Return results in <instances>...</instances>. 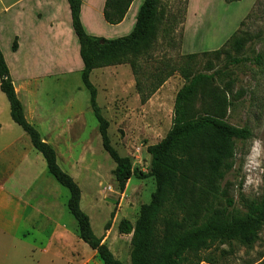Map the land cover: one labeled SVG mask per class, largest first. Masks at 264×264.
<instances>
[{
    "label": "rangeland",
    "instance_id": "374dc122",
    "mask_svg": "<svg viewBox=\"0 0 264 264\" xmlns=\"http://www.w3.org/2000/svg\"><path fill=\"white\" fill-rule=\"evenodd\" d=\"M159 10L161 22L155 45L138 61L143 75L167 63L179 67L189 55H198L197 69L207 73L221 69L230 57L243 61L226 77L205 86L194 106L198 115L211 109L224 115L232 126L246 128L252 134L249 140L236 142L233 169L223 183L234 200L235 209L246 213L245 203L264 201V0H161ZM131 20L113 30L104 20L100 26L97 21L86 19L85 28L88 32V28L94 27L97 36L117 39L132 33ZM104 30L112 32L106 35ZM234 36L243 41L241 52L230 44ZM216 51H221L219 58L204 57ZM117 69L97 74L91 81L98 90L102 115L110 122L112 147L120 156L129 158L136 171L125 191H121L115 180V163L103 149L99 124L82 83V74L72 76L70 87L66 84L60 88V95L65 91V99L64 103L57 102L56 107L64 112L61 119L71 124L67 144L57 154L62 170L81 188V208L89 216L95 235H109L108 246L114 256L123 264H131L130 236L120 235L119 225L124 220L135 225L141 208L152 200L156 181L150 176L152 157L148 147L160 143L171 130L175 99L184 81L179 75L173 76L142 104L130 65ZM55 96L49 91L45 95L48 110L54 108ZM67 97L71 98V110L66 107ZM41 132L45 136V129ZM39 157L44 163V158ZM50 179L59 189L56 193L67 209L69 191ZM113 212L116 213L113 232L107 234L104 227L111 221ZM86 247L88 253L93 252ZM200 258V264H257L264 259V230L252 249L239 243L216 244L200 253Z\"/></svg>",
    "mask_w": 264,
    "mask_h": 264
},
{
    "label": "trees",
    "instance_id": "16d2710c",
    "mask_svg": "<svg viewBox=\"0 0 264 264\" xmlns=\"http://www.w3.org/2000/svg\"><path fill=\"white\" fill-rule=\"evenodd\" d=\"M71 10L72 27L80 44L84 68L82 83L90 95V106L99 124L104 151L116 165L115 180L121 191L136 175L132 161L112 147L110 122L98 105V90L92 84L95 70L130 65L136 77V90L141 103L146 104L175 75L184 86L178 92L173 112V124L160 143L148 147L152 157L150 176L156 181V191L150 204L141 208L135 225L124 220L119 233L132 236L131 264H200V253L216 244L239 243L252 249L264 230V201L245 203L246 213L235 209L223 183L233 169L237 141L252 137L248 129L229 124L224 115L208 109L203 115L195 111L197 97L203 88L227 76L243 61L228 58L221 69L202 72L197 69L198 55H189L179 67L163 64L147 75L141 73L138 61L147 55L157 40L161 22V0H144L136 25L129 36L104 39L90 35L82 22L84 0H67ZM135 0H106L104 20L110 26L122 24ZM230 44L243 49L242 39L234 36ZM17 50V44L13 46ZM221 51L204 57L219 58ZM1 91L11 106V117L30 137L34 149L43 156L50 175L70 193L68 210L78 223L81 240L94 252L101 264H123L98 238L89 216L82 210V191L76 181L58 164L56 151L43 141L31 125L16 93L10 71L0 50ZM139 176L143 177L142 174ZM116 213L111 215L105 231L109 232ZM257 264H264L260 259Z\"/></svg>",
    "mask_w": 264,
    "mask_h": 264
},
{
    "label": "crops",
    "instance_id": "0c3cea01",
    "mask_svg": "<svg viewBox=\"0 0 264 264\" xmlns=\"http://www.w3.org/2000/svg\"><path fill=\"white\" fill-rule=\"evenodd\" d=\"M143 2L135 0L122 24H106L117 30L132 18L134 28ZM105 3L106 0L83 1L84 26L86 19L102 26ZM88 30L92 36L111 39L97 36L94 27ZM0 50L28 122L59 153L67 144L71 124L61 119L64 112L56 107L65 99V91L60 95V88L69 86L72 76L81 75L84 68L68 1L0 0ZM120 67L95 70L91 78ZM48 91L57 100L49 110L44 102ZM66 107L71 110V98L67 97ZM39 155L30 137L12 120L10 103L0 87V264H101L96 252L81 240L78 223L68 203L66 209V203L56 193L59 189ZM111 232L113 229L105 233ZM98 238L108 246L109 235ZM131 239L132 236L130 243ZM86 246L93 252L88 253Z\"/></svg>",
    "mask_w": 264,
    "mask_h": 264
}]
</instances>
